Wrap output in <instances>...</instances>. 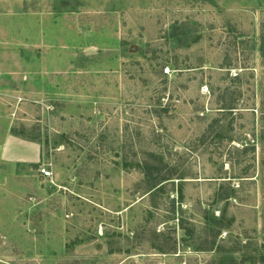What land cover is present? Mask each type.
Instances as JSON below:
<instances>
[{"label": "rangeland", "instance_id": "1", "mask_svg": "<svg viewBox=\"0 0 264 264\" xmlns=\"http://www.w3.org/2000/svg\"><path fill=\"white\" fill-rule=\"evenodd\" d=\"M224 253L264 264V0H0V264Z\"/></svg>", "mask_w": 264, "mask_h": 264}, {"label": "trees", "instance_id": "2", "mask_svg": "<svg viewBox=\"0 0 264 264\" xmlns=\"http://www.w3.org/2000/svg\"><path fill=\"white\" fill-rule=\"evenodd\" d=\"M212 218V216L209 218V220ZM224 214L221 215L220 217L214 216V219H211V222H209V225H212V227H215L216 225H220L222 226V221L224 219ZM213 221V223H212ZM219 234V233H218ZM187 237L186 238H192V232L188 231L187 232ZM222 245H220L219 243H217V240L214 239L212 242H210L206 247L204 246H200L199 249L200 250H212V249H216L217 251H220ZM168 250V251H167ZM163 253H177V243L174 240V242L171 241L170 246L168 247V249H166L165 251H162ZM229 253V252H228ZM228 253H224V255L221 257L220 259V263L221 264H240V263H245L246 259L244 258H239L238 255H231L229 259H227V256L229 255ZM243 259V260H242Z\"/></svg>", "mask_w": 264, "mask_h": 264}, {"label": "built area", "instance_id": "3", "mask_svg": "<svg viewBox=\"0 0 264 264\" xmlns=\"http://www.w3.org/2000/svg\"><path fill=\"white\" fill-rule=\"evenodd\" d=\"M41 171H42L46 176L52 178V176H53V172H52L51 170L46 169V168H43Z\"/></svg>", "mask_w": 264, "mask_h": 264}]
</instances>
